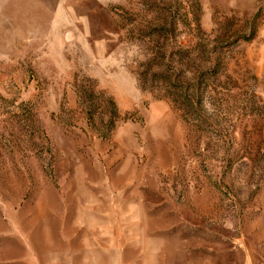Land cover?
Listing matches in <instances>:
<instances>
[{"label": "rangeland", "instance_id": "rangeland-1", "mask_svg": "<svg viewBox=\"0 0 264 264\" xmlns=\"http://www.w3.org/2000/svg\"><path fill=\"white\" fill-rule=\"evenodd\" d=\"M0 264H264V0H0Z\"/></svg>", "mask_w": 264, "mask_h": 264}]
</instances>
